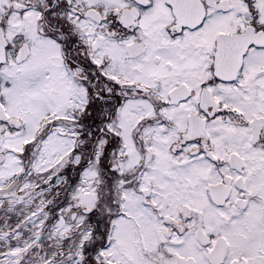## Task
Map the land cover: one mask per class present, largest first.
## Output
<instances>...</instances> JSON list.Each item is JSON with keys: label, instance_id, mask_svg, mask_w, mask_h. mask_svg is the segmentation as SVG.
<instances>
[{"label": "snow or ice", "instance_id": "snow-or-ice-1", "mask_svg": "<svg viewBox=\"0 0 264 264\" xmlns=\"http://www.w3.org/2000/svg\"><path fill=\"white\" fill-rule=\"evenodd\" d=\"M0 264H264V0H0Z\"/></svg>", "mask_w": 264, "mask_h": 264}]
</instances>
